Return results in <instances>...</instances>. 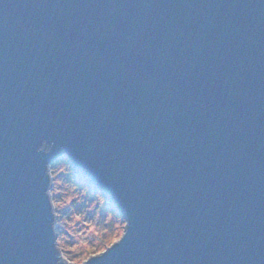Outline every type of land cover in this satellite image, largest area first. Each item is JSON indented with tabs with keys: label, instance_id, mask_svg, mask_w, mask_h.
Listing matches in <instances>:
<instances>
[{
	"label": "water",
	"instance_id": "water-1",
	"mask_svg": "<svg viewBox=\"0 0 264 264\" xmlns=\"http://www.w3.org/2000/svg\"><path fill=\"white\" fill-rule=\"evenodd\" d=\"M61 153L125 218L80 264H264V0H0V264H75Z\"/></svg>",
	"mask_w": 264,
	"mask_h": 264
},
{
	"label": "rangeland",
	"instance_id": "rangeland-1",
	"mask_svg": "<svg viewBox=\"0 0 264 264\" xmlns=\"http://www.w3.org/2000/svg\"><path fill=\"white\" fill-rule=\"evenodd\" d=\"M50 172L57 246L66 261L80 264L121 237L125 218L84 174L73 171L65 153L50 164Z\"/></svg>",
	"mask_w": 264,
	"mask_h": 264
}]
</instances>
